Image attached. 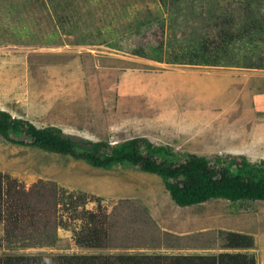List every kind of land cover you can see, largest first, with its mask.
I'll use <instances>...</instances> for the list:
<instances>
[{
    "label": "rangeland",
    "instance_id": "rangeland-1",
    "mask_svg": "<svg viewBox=\"0 0 264 264\" xmlns=\"http://www.w3.org/2000/svg\"><path fill=\"white\" fill-rule=\"evenodd\" d=\"M240 1L181 0L184 16H175L159 0H0V109L93 142L142 137L179 157L262 161L264 68L149 57L155 45L186 38L194 28L214 37L209 8ZM10 137L23 143L0 135L1 257L216 254L224 251V234L241 229L253 246L239 250L264 264V201L181 207L157 174L95 167L24 135ZM102 223L105 247L75 243L88 225Z\"/></svg>",
    "mask_w": 264,
    "mask_h": 264
},
{
    "label": "trees",
    "instance_id": "trees-1",
    "mask_svg": "<svg viewBox=\"0 0 264 264\" xmlns=\"http://www.w3.org/2000/svg\"><path fill=\"white\" fill-rule=\"evenodd\" d=\"M159 1L169 12L176 9L175 16L181 14L182 8L178 5L181 0ZM216 7L217 12L215 8H209L211 24L208 26L215 28L214 37L202 35L194 28L186 38L174 37L173 42L164 44L162 41L155 45L149 57L171 63L264 68V50L260 49L264 44V0H242L236 7L221 6L217 2ZM171 8L172 11L169 10ZM171 26L174 27V24ZM134 53L148 55L139 49ZM10 134L24 135L31 139L34 146L71 155L95 167L109 169L116 165H129L157 174L178 206L199 204L211 199H224L232 203L264 201V160L254 163L240 155L227 162L215 156L211 162L209 157L195 153L179 157L169 148L155 145L142 137L113 145L105 141L93 142L64 134L56 126L38 128L26 119L12 117L9 112L0 109V135L7 140L23 143L11 138ZM2 180L0 173V219L5 209ZM91 216L89 221L94 219ZM107 235L103 223L90 224L86 233L75 235V243L86 248H102L107 244ZM223 239V248L227 250L216 254L99 252L7 255L0 256V264H256L253 253L239 250L253 246L251 235L227 231Z\"/></svg>",
    "mask_w": 264,
    "mask_h": 264
},
{
    "label": "crops",
    "instance_id": "crops-1",
    "mask_svg": "<svg viewBox=\"0 0 264 264\" xmlns=\"http://www.w3.org/2000/svg\"><path fill=\"white\" fill-rule=\"evenodd\" d=\"M210 201V200H209ZM201 204V203H200ZM177 205V204H176ZM194 205V204H193ZM190 206H192V205H190ZM181 207H187V206H181ZM217 221V223L220 225L219 227L221 228V229H223L224 230V228H223V226H225V224L223 225V221H220V219H218V220H216ZM228 223V222H227ZM231 224V223H230ZM215 225H217V224H215ZM228 227H229V225H228ZM239 229H236V230H231V231H235V232H241V229H240V231H238ZM254 231V230H253ZM223 247V246H222ZM224 249V251H226L227 249L226 248H223ZM231 251V250H230ZM196 254H203V253H196Z\"/></svg>",
    "mask_w": 264,
    "mask_h": 264
}]
</instances>
